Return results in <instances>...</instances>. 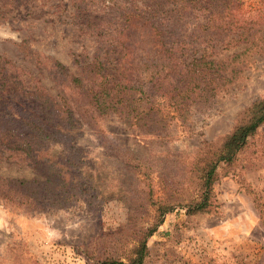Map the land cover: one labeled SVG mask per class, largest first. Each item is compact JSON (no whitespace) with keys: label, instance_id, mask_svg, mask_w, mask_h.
Segmentation results:
<instances>
[{"label":"trees","instance_id":"obj_1","mask_svg":"<svg viewBox=\"0 0 264 264\" xmlns=\"http://www.w3.org/2000/svg\"><path fill=\"white\" fill-rule=\"evenodd\" d=\"M24 1L0 0V11L20 9ZM60 1L35 0L50 9ZM238 2L71 0V23L92 45L91 52L75 55L76 71L36 52L24 51L33 67L0 56V201L37 215L81 204L93 210L114 193L131 208L126 221L100 232L82 253L90 264H144L148 240L165 216L177 208L207 211L217 168L233 164L264 124L261 98L230 132L203 141L194 154L166 150L159 164L152 159L159 158L152 146L167 148L176 139L174 131L187 128L193 111L211 109L244 79L253 55L264 52V8L244 11ZM106 118L146 144L137 150L113 146L111 157L122 171L115 178L101 172L77 144L87 128L105 135ZM186 156H192L189 162ZM6 163L31 174L6 175L1 172ZM152 172L164 197L147 202L151 191L139 192L134 183ZM106 181L115 182L109 192ZM144 206L152 213L149 225L138 222Z\"/></svg>","mask_w":264,"mask_h":264},{"label":"rangeland","instance_id":"obj_2","mask_svg":"<svg viewBox=\"0 0 264 264\" xmlns=\"http://www.w3.org/2000/svg\"><path fill=\"white\" fill-rule=\"evenodd\" d=\"M60 2L53 9L41 7L35 0H25L17 10L1 8L0 56L33 67L24 51L36 52L61 62L69 72L76 71L75 55L91 52L92 45L71 23V0ZM238 4L244 11L264 8L260 0H239ZM23 40L26 44H22ZM253 56L244 79L229 93L217 98L206 112L193 111L187 128L174 131L176 139L167 148L152 146L150 151L159 154V158H152L154 162L159 164L166 150L194 154L203 141H214L230 132L240 114L253 101L264 98V52ZM103 121L105 135L98 136L87 128L77 138V144L99 164L101 172L113 173L115 178L122 171L111 157L115 156L113 146L137 150L146 144L114 119ZM191 157L186 156V161ZM1 172L13 176L31 174L15 163L2 164ZM216 174L207 211L190 214L177 208L167 214L148 240L144 264H260L264 256V124L249 138L234 163H221ZM151 176L143 180L141 175L144 183H134L139 192L151 191L150 199L146 194L147 202L164 197L156 172ZM104 183L107 192L115 185L114 181ZM95 206L91 210L81 204L74 209L30 215L0 201V264H90L82 246L100 232L120 226L131 209L114 193ZM138 215L140 224H150L152 213L148 208H141Z\"/></svg>","mask_w":264,"mask_h":264}]
</instances>
